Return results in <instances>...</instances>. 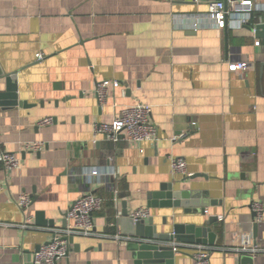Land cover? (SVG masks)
<instances>
[{"label":"crops","instance_id":"0c3cea01","mask_svg":"<svg viewBox=\"0 0 264 264\" xmlns=\"http://www.w3.org/2000/svg\"><path fill=\"white\" fill-rule=\"evenodd\" d=\"M209 2L0 0V67L17 74L19 101L29 105L0 107V141L21 159L16 170L0 166V264H33L89 193L104 200L93 215L98 236L74 238L57 264H135L127 241L111 237H126L118 217L124 203L129 215L149 209L168 233L217 217L216 245H198L209 250L206 263L241 264L249 235L260 251L248 255L264 264V219L255 237L252 209L264 207V38L248 28L254 24L218 29L207 18ZM194 21L202 24L197 31ZM242 62L248 70H229ZM105 81L120 85L100 102L96 89ZM138 104L151 107L156 141L112 143L94 133L95 124ZM45 119L53 121L41 125ZM34 143H42L39 151L26 150ZM173 158L186 161L187 176L173 171ZM170 183L214 203L206 214L148 208L149 195ZM22 194L32 199L27 209ZM27 218L32 227L23 228ZM178 251L176 264H198L197 250Z\"/></svg>","mask_w":264,"mask_h":264},{"label":"built area","instance_id":"2783aa9c","mask_svg":"<svg viewBox=\"0 0 264 264\" xmlns=\"http://www.w3.org/2000/svg\"><path fill=\"white\" fill-rule=\"evenodd\" d=\"M198 1V0H195ZM263 14V17L258 16ZM259 17V18H258ZM207 18L209 22L214 24L218 29L225 30L230 24L253 25V33L256 35V26L264 24V7H259L254 0H210L208 4ZM254 21H257L254 22ZM194 30L202 27L200 21L191 23ZM39 60L43 59V55L37 56ZM249 68V63H233L230 64L229 70L232 72L246 71ZM119 87L118 82L109 81L98 84L96 95L100 102L105 101L106 92L109 86ZM151 107L138 104L133 107L126 108L121 111L119 116L113 122L97 123L94 125V133L101 135L106 141L119 143L123 140L132 142H153L157 140V129L150 120ZM52 119L41 121V125H49ZM42 143L27 144L26 150L39 151ZM172 169L176 174L187 176V163L183 158L172 159ZM21 159L15 153L6 151L0 141V166L6 171H13L20 167ZM91 176H101L99 170H92ZM114 178H117V173L114 172ZM32 203V199L28 194L19 196V206L22 209H27ZM104 207L103 198L89 193L79 200L74 202L71 209L67 213V221L70 222L64 230H55L49 242L43 245L40 250L36 251L33 256V264H57L68 257L71 244L68 240L70 237H95L98 236L95 229L93 215L102 211ZM257 217L256 223H260L264 219V207L260 203H255L252 206ZM121 216L118 213V217ZM130 217L135 221L147 220L151 217V212L147 208H141L133 212ZM30 219L27 218L23 224V228H30ZM116 240L129 241L130 238L122 236L120 233L111 236ZM127 243V242H126ZM175 251L181 248L195 249V260L198 264H207L206 260L209 255V250L202 246L192 244H177L174 243ZM244 254H256L259 249L251 248V240L249 235H245L242 248L239 250Z\"/></svg>","mask_w":264,"mask_h":264},{"label":"water","instance_id":"95a60500","mask_svg":"<svg viewBox=\"0 0 264 264\" xmlns=\"http://www.w3.org/2000/svg\"><path fill=\"white\" fill-rule=\"evenodd\" d=\"M253 31L252 27H248ZM256 37L264 38V24L256 26ZM0 79L6 82V89L0 92V107H29L19 101L16 84L17 74H5L0 67ZM202 175L191 176L192 179ZM148 208L152 209H174L182 208L185 214H206V208L214 202L208 200L203 192L192 190H177L174 183L163 184L160 190L149 195ZM121 227L127 238V249L132 253L135 264H176V255L174 243L192 244L203 246H215L216 234L211 226L216 222L217 217H210L205 226L194 224H175L171 232L159 231L155 226L154 219L135 221L133 220L127 208V203L123 204L121 212ZM256 213L253 219H256ZM40 223V222H38ZM50 227H54L53 221L48 222ZM167 224V219L164 220ZM258 223L254 224V236L258 231ZM66 227V225H65ZM70 244H74V237L68 238ZM40 246L38 250H40ZM241 264H253V257L244 254L241 258Z\"/></svg>","mask_w":264,"mask_h":264}]
</instances>
